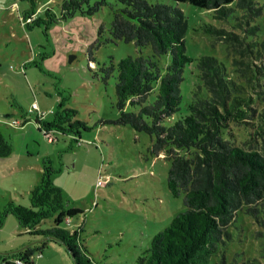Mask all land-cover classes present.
<instances>
[{
	"label": "rangeland",
	"instance_id": "rangeland-1",
	"mask_svg": "<svg viewBox=\"0 0 264 264\" xmlns=\"http://www.w3.org/2000/svg\"><path fill=\"white\" fill-rule=\"evenodd\" d=\"M61 1L0 0V131L12 148L10 156L0 158V208L9 200L28 205V191L39 181L43 159H48L55 169L53 184L71 206L83 211L71 219L69 227L82 222L81 238L93 262L134 264L150 246L153 235L184 210L182 195L172 196L166 185L169 159L163 153L155 156L150 152L147 133L115 123L116 64L126 56L150 55L151 49L139 50L133 42L110 34L113 13L120 7L116 0H106L107 4L92 14L75 12L58 19L46 31L43 25L27 26L23 20L24 13L31 10L44 18L46 8L58 18ZM147 1L177 5L186 17L185 52L193 61L183 70L179 109L170 122L164 121L169 125L188 113L192 89L199 81L195 59L211 55L227 65L236 56L224 42L204 32L203 25L236 31L239 36L243 32L232 26L231 19L220 21L188 3ZM249 58L250 67L260 65ZM111 65L114 69L108 72ZM236 80L245 84L244 79ZM255 92L248 89L247 93L255 97ZM152 98L150 95L148 101ZM33 104L36 108L32 109ZM260 106L252 105L255 115ZM58 108L74 109L75 118L87 125L80 133L79 145L71 134L56 130L50 132L53 141H48L43 127L35 123L40 115L50 121ZM13 117L29 120L22 128L3 125ZM230 132L239 146L258 148L261 144L259 137L250 141L241 125L231 123ZM52 225L51 218L40 224L42 228ZM226 231L229 237L224 238L211 264H264V226L242 210ZM23 232L13 215L4 218L0 253L18 249L29 237ZM34 264L73 261L64 245L49 241Z\"/></svg>",
	"mask_w": 264,
	"mask_h": 264
},
{
	"label": "trees",
	"instance_id": "trees-1",
	"mask_svg": "<svg viewBox=\"0 0 264 264\" xmlns=\"http://www.w3.org/2000/svg\"><path fill=\"white\" fill-rule=\"evenodd\" d=\"M171 1L205 9L220 21L231 19L232 26L243 33L239 36L236 31L203 25L204 32L224 42L236 56L227 65L215 56L197 57L199 81L192 89L188 113L165 125L164 121L179 109L182 73L193 61L185 52L186 17L177 5L116 0L120 7L113 13L110 34L133 42L139 50L149 46L151 53L126 56L117 62L115 123L150 136V152L155 156L163 153L170 161L167 188L174 197L182 195L184 206L167 227L153 235L150 246L134 264H211L224 238L229 237L226 229L239 211L264 226V2ZM106 4V0H62L58 18L46 8L44 18L31 10L24 13L23 20L27 26L43 25L46 31L58 19L75 12L92 14ZM247 57L260 65L250 67ZM112 69L111 65L107 71ZM236 78L244 79L245 84ZM248 89H255V97L247 93ZM150 95L153 98L148 101ZM256 103L261 106L255 115L252 105ZM75 115L74 109L58 108L50 121L36 118L35 123L45 132L71 134L79 145L80 133L88 127ZM3 116L10 118L9 114ZM14 120L18 118L3 125L22 128L29 119L22 118L16 125L12 124ZM231 123L243 126L250 141L259 137L260 146L237 145L230 132ZM11 152L10 143L0 131V158ZM42 165L39 181L28 191V205L9 200L0 208V225L13 215L23 234L29 235L24 238L28 244L0 253V264H16V260L34 264L49 241L64 245L73 264H95L81 238L82 222L69 227L71 219L83 211L71 206L53 184L55 169L50 161L43 159ZM49 218L53 225L42 228L40 224Z\"/></svg>",
	"mask_w": 264,
	"mask_h": 264
},
{
	"label": "built area",
	"instance_id": "built-area-1",
	"mask_svg": "<svg viewBox=\"0 0 264 264\" xmlns=\"http://www.w3.org/2000/svg\"><path fill=\"white\" fill-rule=\"evenodd\" d=\"M33 108H36V105H35V104L32 105V109H33ZM36 118H38V119L41 118V119H42L43 116L40 115V116H37ZM19 121H20V120H14V121L12 122V124H15V125H16V124H19ZM44 132H45V131H44ZM45 133H46V136H47L48 141L51 142V141L53 140L52 135H51L49 132H45ZM15 262H16V264H22V262H21L20 260H16Z\"/></svg>",
	"mask_w": 264,
	"mask_h": 264
},
{
	"label": "crops",
	"instance_id": "crops-1",
	"mask_svg": "<svg viewBox=\"0 0 264 264\" xmlns=\"http://www.w3.org/2000/svg\"><path fill=\"white\" fill-rule=\"evenodd\" d=\"M3 115H4V114H3ZM26 244H28V241H26L25 239H23V240L21 241V243H20L19 248L23 247V246L26 245ZM19 248H18V249H19Z\"/></svg>",
	"mask_w": 264,
	"mask_h": 264
}]
</instances>
